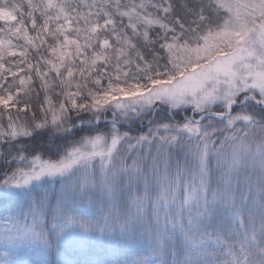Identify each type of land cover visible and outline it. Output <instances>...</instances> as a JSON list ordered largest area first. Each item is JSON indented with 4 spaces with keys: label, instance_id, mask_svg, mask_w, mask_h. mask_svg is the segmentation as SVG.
<instances>
[{
    "label": "snow or ice",
    "instance_id": "snow-or-ice-1",
    "mask_svg": "<svg viewBox=\"0 0 264 264\" xmlns=\"http://www.w3.org/2000/svg\"><path fill=\"white\" fill-rule=\"evenodd\" d=\"M0 264H264V0H0Z\"/></svg>",
    "mask_w": 264,
    "mask_h": 264
}]
</instances>
